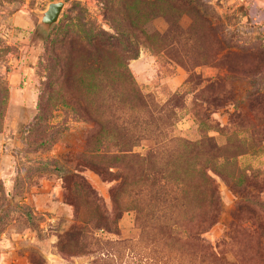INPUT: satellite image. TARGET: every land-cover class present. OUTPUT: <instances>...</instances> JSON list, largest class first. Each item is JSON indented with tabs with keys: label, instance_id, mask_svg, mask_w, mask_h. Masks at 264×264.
<instances>
[{
	"label": "rangeland",
	"instance_id": "1",
	"mask_svg": "<svg viewBox=\"0 0 264 264\" xmlns=\"http://www.w3.org/2000/svg\"><path fill=\"white\" fill-rule=\"evenodd\" d=\"M263 137L264 0H0V264H213L215 196L264 264Z\"/></svg>",
	"mask_w": 264,
	"mask_h": 264
},
{
	"label": "trees",
	"instance_id": "2",
	"mask_svg": "<svg viewBox=\"0 0 264 264\" xmlns=\"http://www.w3.org/2000/svg\"><path fill=\"white\" fill-rule=\"evenodd\" d=\"M263 140H264V137H263ZM247 184L250 185L252 184V182L246 181L244 185L246 186ZM157 190L163 192L161 187L157 188ZM243 191H245L244 188H243ZM214 206H215L214 215L210 219H203L198 227L197 234L195 232V234L192 237H194L196 241V246H198L200 250L205 249L207 252H209L208 257L209 259H211V263L220 264L221 260H223L220 254H218V252L214 251L212 248H209V249L206 248L207 241L203 237H201V233L208 230L216 222L218 218L220 207H219L218 197L216 196H215ZM257 207H261L264 209L263 201H258V202L252 201V203L250 204L246 201L243 204L238 206V211L244 214V216L238 220L241 223H247L249 226H251V228L246 227V226H240L241 234L238 231V233L234 235V238H233V240L236 243L239 240L241 241V236L243 237L244 235H247V236L253 235L254 237L258 238L264 233V219L262 218L261 215H259L256 212ZM100 220L101 218L98 221ZM153 220H154L153 217L151 216L148 217V215H146L144 218H142L141 224H145L148 222L152 223L151 221ZM234 254H236L237 256V252H234ZM255 254L262 257L261 252L259 251V248L255 249ZM94 263H97V262H94Z\"/></svg>",
	"mask_w": 264,
	"mask_h": 264
},
{
	"label": "water",
	"instance_id": "3",
	"mask_svg": "<svg viewBox=\"0 0 264 264\" xmlns=\"http://www.w3.org/2000/svg\"><path fill=\"white\" fill-rule=\"evenodd\" d=\"M64 3L62 1H52L47 8L40 14V24L45 30H48L55 22H57Z\"/></svg>",
	"mask_w": 264,
	"mask_h": 264
},
{
	"label": "crops",
	"instance_id": "4",
	"mask_svg": "<svg viewBox=\"0 0 264 264\" xmlns=\"http://www.w3.org/2000/svg\"><path fill=\"white\" fill-rule=\"evenodd\" d=\"M54 187L52 185L44 184L40 190V195L48 196L52 194Z\"/></svg>",
	"mask_w": 264,
	"mask_h": 264
},
{
	"label": "built area",
	"instance_id": "5",
	"mask_svg": "<svg viewBox=\"0 0 264 264\" xmlns=\"http://www.w3.org/2000/svg\"><path fill=\"white\" fill-rule=\"evenodd\" d=\"M255 21H259V22H260V21H261V19H260L259 17H258L257 19L255 18Z\"/></svg>",
	"mask_w": 264,
	"mask_h": 264
}]
</instances>
